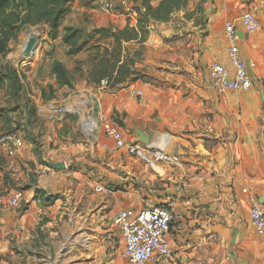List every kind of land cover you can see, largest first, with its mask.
Returning <instances> with one entry per match:
<instances>
[{
    "label": "crops",
    "instance_id": "0c3cea01",
    "mask_svg": "<svg viewBox=\"0 0 264 264\" xmlns=\"http://www.w3.org/2000/svg\"><path fill=\"white\" fill-rule=\"evenodd\" d=\"M141 1L114 0L118 9L109 14L94 0H74L53 42L52 62L65 66L58 57L65 56V28L85 33L122 29L126 11H133ZM160 1L149 0L153 7ZM205 5L201 27L193 25L192 17L184 18L192 12L188 6L167 23L151 24L143 60L136 68L154 81L138 79L109 90L88 85L83 77L70 88L54 86V94L65 93L63 101H70L78 114L58 123L37 114L38 121L25 126L16 179L5 174L1 152L0 202L16 190L23 192L16 226L24 233L41 221L40 216L59 221L62 229L50 235L67 237L64 264H126L120 259L124 245L113 221L120 211L150 206L167 207L174 217L166 236L172 260L158 264H264V240L250 225V205L241 192L246 189L258 202L264 199V0H206ZM244 12L256 16L257 32L246 33L240 26ZM130 19L134 25L135 15ZM226 22L235 26L243 60L255 64L247 92L218 94L209 84L211 64L232 72L226 55ZM198 45L203 49L201 57H197ZM127 47L134 51L138 45ZM77 56L85 60L87 53ZM205 64L206 71H196ZM134 91L142 93L140 101ZM88 109L112 120L126 142L140 143V133L150 138L149 147L175 156L178 164L150 167L115 149L100 132L90 138L81 129ZM23 117L25 121L26 113ZM10 126L11 121H0L1 131ZM99 187L104 191L96 192ZM35 191L57 200L50 205L35 201ZM50 226L43 224L41 230L50 231Z\"/></svg>",
    "mask_w": 264,
    "mask_h": 264
},
{
    "label": "built area",
    "instance_id": "2783aa9c",
    "mask_svg": "<svg viewBox=\"0 0 264 264\" xmlns=\"http://www.w3.org/2000/svg\"><path fill=\"white\" fill-rule=\"evenodd\" d=\"M98 7L109 14L116 13L118 6L114 0H94ZM127 17L135 15L131 10L126 11ZM239 24L246 33H255L260 25L256 16L251 12H244L239 18ZM224 37L227 41L226 55L232 72L219 63H213L208 69V80L211 88L218 94L226 92L243 93L252 87L250 70L255 68L253 62H246L240 55V38L231 22L224 25ZM134 96L141 99L142 93L134 91ZM37 114L48 122H62L68 116L78 114L72 103H47L36 109ZM81 129L90 138L96 132L113 142L115 149L122 150L127 156L139 160L150 167L157 163L169 165L178 164L175 156L165 154L162 150L151 148L140 143H129L124 140L122 131L108 117L96 115L91 109L83 116ZM24 149V141L17 130H9L0 134V151L5 158L3 170L11 178H18L16 159ZM101 187L96 192H103ZM246 195L250 210L249 222L255 234L264 240V205L242 189ZM25 201L21 190L13 192L4 203L0 202V214L5 210L21 209ZM171 210L163 206H150L138 211H120L113 223L117 227L122 240L123 249L120 259L126 264H158L160 261L172 260L173 253L166 239L173 221Z\"/></svg>",
    "mask_w": 264,
    "mask_h": 264
},
{
    "label": "trees",
    "instance_id": "16d2710c",
    "mask_svg": "<svg viewBox=\"0 0 264 264\" xmlns=\"http://www.w3.org/2000/svg\"><path fill=\"white\" fill-rule=\"evenodd\" d=\"M74 0H0V55L8 51V43L15 39L22 28L45 26L48 37L55 40L60 26L70 11ZM188 0H161L153 7L149 0H142L139 7H134L135 24H130L127 17L126 25L122 29L100 28L85 33L79 28H65L62 43L66 48V55L75 57L80 53H87L84 61L75 63L74 73L84 74L88 85L104 86L113 90L120 86L136 82L140 77L136 64L143 60V45L148 39L152 23H167L172 16L185 10ZM190 19L191 15H184ZM128 44L138 45L130 51ZM87 67L84 72L83 68ZM51 72L58 88L71 87L72 74L59 61L54 60ZM18 91L19 78L11 71ZM7 78L0 75V90L6 85ZM51 92H54L49 87ZM43 93V92H42ZM37 112L29 111L27 123L35 121ZM31 116V117H30ZM0 121L10 123V118L0 110ZM9 131V130H8ZM43 191H35L33 200H44L50 205L57 199L55 196L45 197Z\"/></svg>",
    "mask_w": 264,
    "mask_h": 264
},
{
    "label": "rangeland",
    "instance_id": "374dc122",
    "mask_svg": "<svg viewBox=\"0 0 264 264\" xmlns=\"http://www.w3.org/2000/svg\"><path fill=\"white\" fill-rule=\"evenodd\" d=\"M205 4L206 0H188V10L192 9L190 15L193 19L191 20H193V25L196 27H201L204 24L205 16L203 13L206 7ZM47 33L48 29L45 26L22 28L17 37L9 41L7 53L0 55V75H4L7 78L6 85L0 90V110L10 118L12 126L9 127V130H17L23 140L25 139L23 138L26 131L25 126H29L27 120L24 121V113H26L27 119L31 109L36 111L37 107L47 103H71L70 101H63L64 97H66L65 93L60 94V97L54 94L55 90L53 87L58 86L51 72L52 63L49 68V64L52 62L54 41L48 37ZM28 36L37 38V47L33 57L31 55L30 58L24 59L23 56L21 58L20 52L22 46L29 38ZM196 53L197 57H201L203 54V49L199 45L196 46ZM58 57L62 59L65 66L69 68L68 71L72 74L71 87L76 86L78 80L83 78L85 73L83 75L74 73L75 63L84 60H80L79 56H67L66 48L65 56L58 55ZM207 69L208 65L206 64L200 69L196 67L198 72H203ZM11 71H14L19 78L18 91L16 90V84L13 82L14 78H12ZM138 79H153L154 81V77L151 78L144 75H140ZM262 86L264 87V85ZM49 87L54 92H51ZM37 117L35 121H38ZM7 131L0 130V134ZM0 156V159H2L1 151ZM4 196H8V193H5ZM57 209L60 211L62 207ZM21 216L22 209L5 210L0 214V264H64L67 237L50 235L54 232L58 233L62 229L59 221L50 222L49 217L40 216L41 221L31 228L28 233H24L25 229L17 228L16 226V220ZM59 217L60 215L57 214L56 220ZM65 218L67 216L63 215L62 219L64 220ZM48 223L51 225L50 231H42L41 227L43 224ZM118 264H122V262L119 261Z\"/></svg>",
    "mask_w": 264,
    "mask_h": 264
},
{
    "label": "water",
    "instance_id": "95a60500",
    "mask_svg": "<svg viewBox=\"0 0 264 264\" xmlns=\"http://www.w3.org/2000/svg\"><path fill=\"white\" fill-rule=\"evenodd\" d=\"M37 47V38L36 37H29L23 48L22 56L24 59H28L31 57L33 52ZM138 142L142 143L145 146H150V138L142 136V134L138 133ZM51 167L55 169L63 168L62 164H50ZM262 205H264V199L259 200Z\"/></svg>",
    "mask_w": 264,
    "mask_h": 264
},
{
    "label": "bare ground",
    "instance_id": "6f19581e",
    "mask_svg": "<svg viewBox=\"0 0 264 264\" xmlns=\"http://www.w3.org/2000/svg\"><path fill=\"white\" fill-rule=\"evenodd\" d=\"M28 37H30V36H28ZM25 44V43H24ZM23 48H24V45L22 46V48H21V52H20V54H21V58H22V52H23ZM33 54H34V52H33ZM33 54H32V57H33ZM20 58V57H19ZM20 58V59H21Z\"/></svg>",
    "mask_w": 264,
    "mask_h": 264
}]
</instances>
